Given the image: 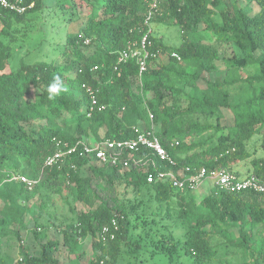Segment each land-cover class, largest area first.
<instances>
[{
  "label": "trees",
  "instance_id": "trees-1",
  "mask_svg": "<svg viewBox=\"0 0 264 264\" xmlns=\"http://www.w3.org/2000/svg\"><path fill=\"white\" fill-rule=\"evenodd\" d=\"M28 1L34 7L26 13L0 16V264H61L56 254L62 247L73 257L69 264H125L132 258L126 264H148L158 254L171 261L178 256L192 264H227L234 250L243 264H264V194L233 193L215 183L207 190L201 185L181 191L167 181L149 184L151 168H117L78 154L61 166L44 167L60 143L95 145L131 139L136 129L150 131V111L156 135L177 163L175 168L159 163L160 169L234 172L248 162L249 176L264 184V0H159L154 24L180 28L182 42L173 48L152 37L151 52L161 54L149 61L141 79L134 60L118 66V58L143 36L150 0ZM49 8L69 13L71 22L77 18V30L55 47L61 52L57 60L22 58L11 69L18 52L3 38L27 22L34 28L32 21ZM223 46L232 48L231 56H221ZM248 68L253 75H235ZM218 72L224 77L206 76ZM56 76L68 91L49 100L47 87ZM83 85L96 95L92 112ZM226 112L233 118L230 126L222 124ZM257 140L260 150L249 149ZM19 172L38 181L33 190L12 180ZM129 191L136 199L145 191L160 210L150 217L159 221L148 220L144 199L141 211L129 206ZM51 196L73 215L55 228L61 241L49 236L52 218L42 220L45 201L55 204ZM36 198L40 204L32 203ZM173 205L177 218L170 226L164 223ZM113 219L114 239L99 241ZM88 239L92 253L83 263Z\"/></svg>",
  "mask_w": 264,
  "mask_h": 264
},
{
  "label": "built area",
  "instance_id": "built-area-1",
  "mask_svg": "<svg viewBox=\"0 0 264 264\" xmlns=\"http://www.w3.org/2000/svg\"><path fill=\"white\" fill-rule=\"evenodd\" d=\"M159 0H150L149 10L144 18V34L138 41H130L128 47L120 53L118 66L130 60H134L138 66L140 79L147 71L148 63L151 59L160 56L161 51L151 52L154 37V16L158 10ZM34 7L33 2L28 0H0V16L4 12L24 14ZM89 44V40L86 41ZM173 56L177 57L176 54ZM118 66L116 70H118ZM86 92L90 94L92 112L98 104L94 91L83 85ZM152 129L142 131L136 129V136L127 140H104L95 145H89L84 141H77L73 145L68 143L58 144L57 150L45 160L44 167L52 168L61 166L67 157L78 154L79 156H93L101 163L109 164L117 168H151L147 175V182L153 184L157 181H167L174 188L181 191H197L205 181L211 180L216 186L233 193L252 190L264 194V184L254 176L241 177L235 172L227 169L208 171L202 168L197 172H192L191 168H186L185 172L177 173L175 170H162L159 163L167 166L176 167L177 163L167 149L162 145L156 135L154 125V115L149 111ZM175 143L173 145H178ZM12 180H20L26 185L28 190H33L37 185V180H32L25 175H15ZM118 230V222L113 219L111 225H106L102 229L99 241L106 242L108 237L114 239L113 231Z\"/></svg>",
  "mask_w": 264,
  "mask_h": 264
},
{
  "label": "rangeland",
  "instance_id": "rangeland-1",
  "mask_svg": "<svg viewBox=\"0 0 264 264\" xmlns=\"http://www.w3.org/2000/svg\"><path fill=\"white\" fill-rule=\"evenodd\" d=\"M254 12L258 11V8L256 6L253 7ZM71 17L69 16V13H63L60 10L56 8H49L47 9L41 16L36 17L32 22V24H35V27L30 29L28 28V22L24 25H18L16 29H12V36L8 38H3V41L5 44H11L13 52L15 53L10 60V67L11 69H16L20 65V60L22 58H25L27 63H31L32 61L38 62H45V61H51V60H57L60 56L61 52H56V48L58 45H61L64 43L65 36L68 32H74L77 30V18L73 19V22L70 21ZM22 26V27H20ZM154 36L155 38L161 39L164 45L168 47H179L182 42V32L180 28L178 27H164V26H157L154 24ZM42 40H45L44 43L40 46V50H35V48L40 44ZM35 50V51H34ZM32 51V52H31ZM220 53L222 57H229L232 55V48L229 46H223L220 48ZM21 52V53H19ZM26 52L28 55H24ZM167 56L163 57V62L167 61ZM222 66V65H220ZM254 74V69L248 68L246 70L242 71H235V75L238 77L241 76H250ZM225 75V72H218L215 74H208L206 75L207 78L214 80L217 77L223 78ZM233 94L235 95V89H233ZM236 96V95H235ZM222 124L224 126H230L233 124V118L230 112H226V118L222 120ZM261 146V140L253 141V143L249 146V149L258 148L260 150ZM263 153L261 151L258 152V156H262ZM248 162H244L242 164H239L234 167V172H239L240 176L247 177L249 176V170H248ZM19 174H23V172H19ZM213 181H205L203 184V190H207L209 186L212 184ZM47 195V191H44ZM198 198H202L203 194L201 195V191L199 190L196 192ZM46 198V196H45ZM51 199L53 201L54 206L50 205L49 202L50 199L46 200L47 202L42 209V220L47 223V219L49 217L52 218L51 221V228L49 231V236L52 238L60 239L61 236L56 232L57 226H63L67 222V219L72 218V214L70 212V208L64 203L62 199H60L58 196H51ZM144 199L145 204L142 207L145 211V215L148 217L149 221H152L153 219L155 221H159L158 216L150 217L152 214H157L160 212V210L157 208V205L155 203L149 202L147 193L145 191H142L141 194L136 199L135 195L129 191L128 194H126V203L128 205H136L137 210L140 209L139 202ZM40 204V199L36 198L32 201V203ZM155 212V213H154ZM141 213V212H140ZM144 214V213H143ZM30 218V217H28ZM177 218V208L173 205L172 208V214H171V220L166 222L164 224H169L172 226ZM157 219V220H156ZM132 221L134 220L131 219ZM163 225V224H161ZM155 228H159L156 226ZM138 234L141 233L142 230L139 229L136 231ZM84 246V257L82 258V262L86 263L87 260L91 257L92 248H91V240L88 239L83 243ZM58 259L60 260L61 264H69L70 261L73 259L72 256H70L63 247L60 249L59 253L56 254ZM18 256H20L18 254ZM127 258V256L125 255ZM178 258V256H176ZM230 259H228L227 264H243V258L239 251H233V253L229 256ZM16 258V257H15ZM18 258V257H17ZM170 260L168 257L162 254H158L155 257L151 258L149 260L148 264H192V259L188 257H183L182 259ZM129 261L134 262V258L130 260H125V264ZM226 264V263H225Z\"/></svg>",
  "mask_w": 264,
  "mask_h": 264
},
{
  "label": "clouds",
  "instance_id": "clouds-1",
  "mask_svg": "<svg viewBox=\"0 0 264 264\" xmlns=\"http://www.w3.org/2000/svg\"><path fill=\"white\" fill-rule=\"evenodd\" d=\"M68 91L67 86L63 83L59 76L54 77L53 82H51L47 87L48 99L54 100L59 97L62 93Z\"/></svg>",
  "mask_w": 264,
  "mask_h": 264
},
{
  "label": "crops",
  "instance_id": "crops-1",
  "mask_svg": "<svg viewBox=\"0 0 264 264\" xmlns=\"http://www.w3.org/2000/svg\"><path fill=\"white\" fill-rule=\"evenodd\" d=\"M242 177V176H241Z\"/></svg>",
  "mask_w": 264,
  "mask_h": 264
}]
</instances>
